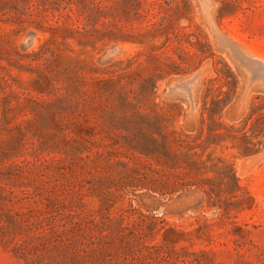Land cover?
Instances as JSON below:
<instances>
[{
  "label": "rangeland",
  "instance_id": "374dc122",
  "mask_svg": "<svg viewBox=\"0 0 264 264\" xmlns=\"http://www.w3.org/2000/svg\"><path fill=\"white\" fill-rule=\"evenodd\" d=\"M71 1L0 0V264H264V0Z\"/></svg>",
  "mask_w": 264,
  "mask_h": 264
},
{
  "label": "trees",
  "instance_id": "16d2710c",
  "mask_svg": "<svg viewBox=\"0 0 264 264\" xmlns=\"http://www.w3.org/2000/svg\"><path fill=\"white\" fill-rule=\"evenodd\" d=\"M72 4H73V1L67 0L66 7H64V9H63L64 11H66L65 16L67 18H70L71 15L73 14L72 13L73 10L70 8V5H72ZM232 81H234V79ZM247 123H248L250 129H262V128H264V118L261 115H259V117H257V118L249 117L248 120H247ZM247 123H246V125H247ZM245 134L246 133L244 132L242 135H245ZM248 153H251V152H248Z\"/></svg>",
  "mask_w": 264,
  "mask_h": 264
}]
</instances>
